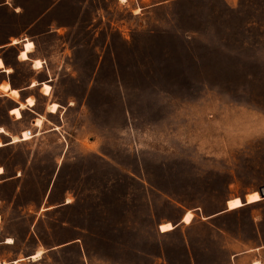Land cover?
I'll list each match as a JSON object with an SVG mask.
<instances>
[{
	"label": "rangeland",
	"instance_id": "374dc122",
	"mask_svg": "<svg viewBox=\"0 0 264 264\" xmlns=\"http://www.w3.org/2000/svg\"><path fill=\"white\" fill-rule=\"evenodd\" d=\"M4 1L0 264H264V0Z\"/></svg>",
	"mask_w": 264,
	"mask_h": 264
},
{
	"label": "crops",
	"instance_id": "0c3cea01",
	"mask_svg": "<svg viewBox=\"0 0 264 264\" xmlns=\"http://www.w3.org/2000/svg\"><path fill=\"white\" fill-rule=\"evenodd\" d=\"M7 2L6 1H1L0 2V6H2V5H5ZM17 40V39H16ZM19 52V51H18ZM29 54V53H28ZM0 71H3V70H1L0 69ZM5 83V82H4ZM8 83V82H7ZM12 87V86H11ZM13 88V87H12ZM41 91V90H40ZM5 95V94H4ZM46 96L47 95H49V94H45ZM8 96V95H7ZM27 98V97H26ZM25 98V99H26ZM25 101V100H24ZM19 103H21V102H19ZM18 103V104H19ZM22 103H24V102H22ZM16 107V106H15ZM26 107H29V106H25L24 108H26ZM13 108V107H12ZM23 108H20V110H22ZM49 112V111H48ZM21 118V117H20ZM20 118H18V119H20ZM37 118V117H36ZM35 119V118H34ZM33 122H34V120H33ZM34 125V124H33ZM11 143V142H10ZM251 192H253V191H251ZM257 193H258V190L256 191ZM250 193V192H249ZM248 194V193H247ZM246 194V195H247ZM246 195H244V197H238V198H240V201L242 202V205L240 206V207H238V208H235V209H227V206L224 208V209H222V210H220V211H218V212H216V213H214V214H211V215H208V217L207 218H213V217H217L218 215H220V214H222V213H224V212H226V211H234V210H237V209H240V208H242V207H244V206H248V205H250V204H254V203H258V202H260V201H262V200H264V199H260L259 198V200H257V201H255V202H247L246 201ZM234 197H237V196H234ZM231 198H233V197H231ZM231 198H229V199H231ZM229 199H227V200H229ZM227 200H226V202H227ZM226 204V203H225ZM187 212H190V211H187ZM186 212V213H187ZM186 213H184V215L186 214ZM191 213V212H190ZM192 214V213H191ZM184 215L182 216V221H181V223H184L185 225H189L190 223H191V220H190V222L189 223H185V222H183V217H184ZM192 218V217H191ZM164 223H170L169 221H166V222H162V223H160V224H158V228H157V231H158V234L159 235H165V234H167V233H169V232H171V231H173V230H175L177 227H178V225H173V224H171L172 225V228L171 229H169V230H167V231H161L160 229H159V226L161 225V224H164ZM234 256H236L237 257V254H234ZM254 264V263H253Z\"/></svg>",
	"mask_w": 264,
	"mask_h": 264
},
{
	"label": "bare ground",
	"instance_id": "6f19581e",
	"mask_svg": "<svg viewBox=\"0 0 264 264\" xmlns=\"http://www.w3.org/2000/svg\"><path fill=\"white\" fill-rule=\"evenodd\" d=\"M33 124L35 125V122H33ZM24 132L27 134L28 138L31 137L30 133L27 130H24V131H21L20 138H19L20 140L24 139V136H23ZM0 173H1V171H0ZM254 196H258L259 197V195H258V193L256 191L248 193L246 195V201L251 203V202H255V201L259 200V199H253L252 197H254ZM241 205H242V202L240 201V198H238V197H233V198L227 200V209H229V210L238 208ZM190 218H191V214L189 212H187L184 215L183 221L188 223L190 221ZM162 227L166 229L165 231H167V230L172 228L170 223L161 224L159 226V229L161 230ZM34 256H36V255H34Z\"/></svg>",
	"mask_w": 264,
	"mask_h": 264
},
{
	"label": "snow or ice",
	"instance_id": "6c2138e0",
	"mask_svg": "<svg viewBox=\"0 0 264 264\" xmlns=\"http://www.w3.org/2000/svg\"><path fill=\"white\" fill-rule=\"evenodd\" d=\"M121 2L123 3L124 2V0H121ZM17 11H19V9H17ZM13 43H16V41H13ZM28 48H32V45L31 44H29L28 46H27ZM21 59H26L27 57L23 54V53H21V57H20ZM0 66H2V65H0ZM37 68H39L41 65H40V62L39 61H37L36 62V65H35ZM7 71L8 72H11L12 71V69H7ZM33 87H35V84H33ZM45 89H46V92H47V85H45ZM13 95L15 96V95H17L16 93H13ZM28 104L29 105H32L33 104V101L31 100V99H29L28 100ZM24 107V105L23 104H21V108H23ZM57 110V106L56 105H53L52 106V108L50 109V111H52V112H55ZM40 123V121H37V124H39ZM4 130L3 129H0V132H3ZM28 138V136H27V134L25 133V139H27ZM0 171H2V169H0ZM253 199H259V197L258 196H254V197H252ZM170 227V226H169ZM166 229L165 228H161V231H165ZM7 243L8 244H11L12 243V241L11 240H9V241H7ZM37 255H39V253L37 254ZM33 259H35V257H33Z\"/></svg>",
	"mask_w": 264,
	"mask_h": 264
},
{
	"label": "water",
	"instance_id": "95a60500",
	"mask_svg": "<svg viewBox=\"0 0 264 264\" xmlns=\"http://www.w3.org/2000/svg\"><path fill=\"white\" fill-rule=\"evenodd\" d=\"M258 195L260 199H264V186L259 188Z\"/></svg>",
	"mask_w": 264,
	"mask_h": 264
}]
</instances>
